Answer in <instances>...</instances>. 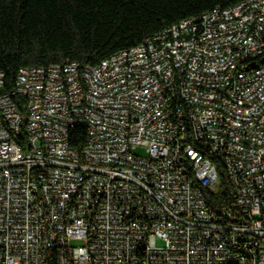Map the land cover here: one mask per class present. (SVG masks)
<instances>
[{"label": "built area", "instance_id": "obj_1", "mask_svg": "<svg viewBox=\"0 0 264 264\" xmlns=\"http://www.w3.org/2000/svg\"><path fill=\"white\" fill-rule=\"evenodd\" d=\"M261 59L245 0L94 66L21 68L9 93L0 72V264H264ZM218 166L226 209L203 196Z\"/></svg>", "mask_w": 264, "mask_h": 264}, {"label": "trees", "instance_id": "obj_2", "mask_svg": "<svg viewBox=\"0 0 264 264\" xmlns=\"http://www.w3.org/2000/svg\"><path fill=\"white\" fill-rule=\"evenodd\" d=\"M245 0H0L1 93H9L19 69L76 62L94 66L180 21L224 10ZM21 112L25 99L13 98ZM24 138V131L22 132ZM84 127L70 130V147L80 152ZM214 193L204 192L213 209L232 206L224 170L217 167Z\"/></svg>", "mask_w": 264, "mask_h": 264}, {"label": "water", "instance_id": "obj_3", "mask_svg": "<svg viewBox=\"0 0 264 264\" xmlns=\"http://www.w3.org/2000/svg\"><path fill=\"white\" fill-rule=\"evenodd\" d=\"M260 63L264 64V59H261ZM255 68H257V65H251L250 66V69H255Z\"/></svg>", "mask_w": 264, "mask_h": 264}]
</instances>
